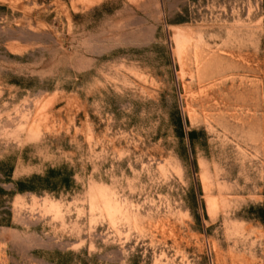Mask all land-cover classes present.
Segmentation results:
<instances>
[{"label": "rangeland", "instance_id": "rangeland-1", "mask_svg": "<svg viewBox=\"0 0 264 264\" xmlns=\"http://www.w3.org/2000/svg\"><path fill=\"white\" fill-rule=\"evenodd\" d=\"M0 264H264V0H0Z\"/></svg>", "mask_w": 264, "mask_h": 264}]
</instances>
